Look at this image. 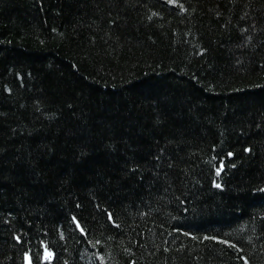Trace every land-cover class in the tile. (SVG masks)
<instances>
[{"label":"trees","instance_id":"obj_1","mask_svg":"<svg viewBox=\"0 0 264 264\" xmlns=\"http://www.w3.org/2000/svg\"><path fill=\"white\" fill-rule=\"evenodd\" d=\"M37 253L264 264V0H0V264Z\"/></svg>","mask_w":264,"mask_h":264},{"label":"snow or ice","instance_id":"obj_2","mask_svg":"<svg viewBox=\"0 0 264 264\" xmlns=\"http://www.w3.org/2000/svg\"><path fill=\"white\" fill-rule=\"evenodd\" d=\"M175 2H176V0H169V3H175ZM229 155H232V153L230 152ZM217 172H219V169H217ZM111 215H112V213L109 212L108 213L109 218L111 217ZM72 219L74 221H76V225L78 227H80V231L83 232L84 231V228L80 226V221L75 216H73ZM17 239H20V237L17 236ZM214 239H217V238H214ZM41 243L44 245V249H45V259H50L51 258V249L48 248L47 242L41 241ZM225 243H230V242L229 241H225ZM29 264H32L31 260H29ZM37 264H39V253H37Z\"/></svg>","mask_w":264,"mask_h":264}]
</instances>
